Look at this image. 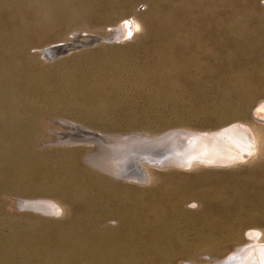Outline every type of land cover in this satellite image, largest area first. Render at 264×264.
<instances>
[{"label":"rangeland","instance_id":"rangeland-1","mask_svg":"<svg viewBox=\"0 0 264 264\" xmlns=\"http://www.w3.org/2000/svg\"><path fill=\"white\" fill-rule=\"evenodd\" d=\"M261 106L264 0H0V264H236L264 248ZM68 124L109 138L62 140ZM219 140L216 159L193 154ZM167 145L146 176L117 169Z\"/></svg>","mask_w":264,"mask_h":264},{"label":"bare ground","instance_id":"bare-ground-1","mask_svg":"<svg viewBox=\"0 0 264 264\" xmlns=\"http://www.w3.org/2000/svg\"><path fill=\"white\" fill-rule=\"evenodd\" d=\"M120 26V25H119ZM116 33V32H115ZM120 33V32H119ZM121 34V33H120ZM119 36V35H118ZM75 37V36H74ZM73 36H72V38H74ZM120 37V36H119ZM75 39V38H74ZM77 39V38H76ZM75 39V40H76ZM76 42V41H75ZM78 42V41H77ZM61 45V44H60ZM62 45L64 46V44L62 43ZM55 46H57V45H55ZM69 46H70V44H69ZM262 107V106H261ZM263 108V107H262ZM263 110H264V108H263ZM264 114V113H263ZM235 123V122H234ZM66 125V124H65ZM69 125V124H68ZM72 125V124H71ZM74 125V124H73ZM228 125V124H227ZM234 126V125H233ZM55 129V128H54ZM67 129H69V130H72L73 132L72 133H70L69 132V130L68 131H66V133L65 134H62V140L63 139H66L67 137H71L72 139L71 140H79V141H82V142H85V143H91L92 141L90 140L91 138H95V137H92L91 135L92 134H90L89 132H88V129L86 130V129H83V128H81V127H78V126H76V128H71V127H69L68 126V128ZM227 129L225 128V131H226ZM229 130V129H228ZM232 132V131H231ZM231 132H229L228 134L225 132V136L227 137V138H232L233 137V134H232V136H231ZM181 133V132H180ZM233 133V132H232ZM245 134H246V132H245ZM110 135V134H109ZM125 135V134H124ZM177 134H172V135H170V136H168L167 138H170V140L172 139V138H174V137H177V136H179V135H177ZM195 135H193V134H191V133H189V132H184V134H180V138L181 139H184L186 142H190L191 140H189V139H192L191 137H194ZM204 136V135H203ZM222 136H223V134H222ZM55 137V136H54ZM202 137V136H201ZM200 137V138H201ZM212 137V136H211ZM236 137V136H235ZM235 137H233L232 139H230L229 141H227V143L228 142H231V143H235V144H233V145H237V143H238V140H236L235 139ZM109 138V137H108ZM107 138V139H108ZM114 138H116V137H114ZM112 139L111 138V140L110 141H108L107 143H111V144H116L115 146H116V148L118 149V147L119 146H117V145H119L120 144V146H121V144H123V147H124V145H126V146H128V147H130V146H132L131 144H133L134 145V143L136 142V144L138 145V147H146V146H149V145H151V144H154V143H156V142H154V141H151L150 139H145V138H147L146 136H145V138H143V137H123V138H118V139ZM195 138V139H194ZM193 138V141L194 140H196V138H198V136L196 135L195 137ZM199 138V139H200ZM203 138V137H202ZM214 138H217V137H214ZM223 138H224V136H223ZM226 138V139H227ZM247 138V137H246ZM163 139V138H162ZM166 139V138H165ZM207 139H208V137H207ZM211 139V138H210ZM209 139V140H210ZM219 139H220V136H219ZM225 139V138H224ZM226 139H225V142L224 143H226ZM67 140H70V139H68L67 138ZM70 140V141H71ZM87 140H89V141H91V142H89V141H87ZM167 140H169V139H167ZM167 140L165 141V143L167 142ZM173 140V139H172ZM175 140H176V138H175ZM206 140V139H205ZM217 140V139H216ZM103 141V140H102ZM105 142H106V140H104ZM163 141H164V139H163ZM162 141V142H163ZM203 141H204V138H203ZM215 141V140H214ZM220 141V140H219ZM223 141V140H222ZM222 141H220V143L218 144V147H216V141H215V144H213V141H212V145H214V146H212L211 145V149L212 150H210V151H207V149L205 150V148H206V146H204L203 144H202V147H200V151H198L196 154L195 153H193L196 157H198V158H200V160H201V158L202 159H206V158H208L207 160H210V159H212V158H214V159H216L217 157H216V155H217V153H219V152H217L218 150H220L219 149V145L222 143ZM100 142V145H102L101 144V141H96V144L97 143H99ZM161 142V141H160ZM201 142V141H200ZM245 142V141H244ZM104 143V142H103ZM159 143V142H158ZM191 143V142H190ZM196 143V142H195ZM207 143H208V141H207ZM240 143V142H239ZM135 144V145H136ZM163 144V143H162ZM167 144V143H166ZM165 144V145H166ZM169 144V143H168ZM193 144H194V142H193ZM205 144V143H204ZM223 144V143H222ZM241 144V143H240ZM92 145H94V144H92ZM99 145V144H98ZM135 145H134V147H135ZM136 145V146H137ZM190 144H187V145H185V144H183V145H180V147H176L175 149H179L180 148V150L182 151V152H184V150H189L190 148L192 149V144L189 146ZM79 146V145H78ZM95 146V145H94ZM111 146V145H110ZM109 146V147H110ZM153 146L154 145H152L151 147L153 148ZM155 146H157V145H155ZM164 146V145H163ZM168 146V145H167ZM195 146H196V144H195ZM200 146V145H199ZM221 146V145H220ZM223 146V145H222ZM239 146V145H238ZM241 146V145H240ZM248 146V145H247ZM112 147V146H111ZM114 147V146H113ZM112 147V148H113ZM122 147V146H121ZM127 147V148H128ZM133 147V146H132ZM150 147V146H149ZM150 147V148H151ZM170 146H168V148H163L164 150H162V149H160L161 150V152L160 153H158V151H160V150H158V149H153L152 151H148V152H144L143 153V155H140V154H128L126 151H125V149L123 150V151H125L127 154H124L123 156L121 155V158H120V156H117L116 158L118 159V157L120 158V160H122L123 161V164L122 165H120V167L119 166H117V169L118 170H120L121 171V173L120 174H122V176H135V177H142V176H146V169L144 168V163L143 162H150V163H153V164H163V162H165V161H168V159H167V156L168 155H170L172 152H174L171 148H169ZM175 147V146H174ZM185 147V148H184ZM194 147V146H193ZM214 147H216L217 148V150H216V148H214ZM95 148V147H94ZM115 148V147H114ZM113 148V149H114ZM115 148V149H116ZM141 148H139V150H141ZM147 148V147H146ZM181 148H183V149H181ZM225 148V147H224ZM239 148H241V147H239ZM87 149V148H86ZM104 149V148H103ZM110 149V148H109ZM134 149H136V148H134ZM138 149V148H137ZM149 149V148H148ZM221 149H222V147H221ZM227 149V148H226ZM226 149H222L223 151L224 150H226ZM97 150V149H96ZM119 150V149H118ZM133 150V149H132ZM221 150V151H222ZM245 150V149H244ZM249 150V149H248ZM107 151H108V149H107ZM110 151V150H109ZM121 151H122V149H121ZM142 151V150H141ZM140 151V152H141ZM144 151V150H143ZM162 151H165V152H162ZM193 151V150H192ZM97 152V151H96ZM106 152V151H105ZM115 152H118L119 153V151H115ZM206 152H210V153H207L206 154ZM111 154L113 153L112 151L110 152ZM133 153V152H132ZM225 153V152H224ZM223 153V154H224ZM227 153H229V151L227 152ZM105 154H107V152L105 153ZM105 154H104V156H105ZM116 154V153H115ZM120 154V153H119ZM183 154V153H182ZM191 154V153H190ZM102 155V154H101ZM112 155H114V154H112ZM117 155V154H116ZM115 155V156H116ZM177 155V154H176ZM185 155V154H184ZM187 155V154H186ZM185 155V156H186ZM221 155V154H220ZM111 156V155H110ZM184 156V157H185ZM93 157V156H92ZM92 157H90V158H92ZM105 157H107V156H105ZM112 157L113 156H111V159H112ZM196 157H194V158H196ZM216 157V158H215ZM97 158V157H96ZM95 158V159H96ZM197 158V159H198ZM103 159V158H102ZM105 159V158H104ZM107 159V158H106ZM94 160V159H93ZM109 160V159H108ZM113 160V159H112ZM115 160V159H114ZM119 160V161H120ZM96 162V161H95ZM105 163H106V160L104 161ZM110 162V161H109ZM107 163L108 165L105 167H103L104 168V170H106V169H111L112 170V165H110L111 163H112V161H111V163ZM116 162V161H115ZM178 162V161H177ZM104 163V164H105ZM121 163V162H120ZM95 164V163H94ZM98 164H100V163H98ZM143 164V165H142ZM106 165V164H105ZM114 165V164H113ZM190 165V164H189ZM95 166V165H94ZM97 166V165H96ZM102 167V166H101ZM115 167H116V165H115ZM115 167H114V169L113 170H117V169H115ZM116 172V171H115ZM119 174V173H118ZM119 176V175H118ZM117 176V177H118ZM26 203V202H25ZM30 204V203H29ZM32 204V203H31ZM39 204V203H38ZM41 204V203H40ZM45 204V203H44ZM48 204V203H47ZM34 205V204H33ZM35 205H37V204H35ZM35 205H34V207H35ZM26 206V205H25ZM49 206V205H48ZM37 207V206H36ZM35 207V208H36ZM40 207V206H39ZM39 209V208H38ZM42 209V208H41ZM44 209V208H43ZM46 209V208H45ZM40 210V209H39ZM258 234V233H257ZM259 237V236H258ZM257 240H259L258 238H257ZM236 247V246H235ZM240 249V248H239ZM256 251H264V248H262L261 246H259V245H256V247H253V246H249V247H246V249H244V251H242V253H241V256L240 255H237V257H235V255L233 254V257H230L231 258V260H234V262L236 261V264H246L247 262H252V260H253V258L255 257V253H256ZM234 252V251H233ZM237 252V251H236ZM263 255V254H262ZM264 256V255H263ZM263 256H261V257H263ZM238 258V259H237ZM226 260V259H225ZM257 260V259H256ZM255 260V261H256ZM228 262V261H227ZM257 263V262H256ZM224 264V263H223Z\"/></svg>","mask_w":264,"mask_h":264},{"label":"water","instance_id":"water-1","mask_svg":"<svg viewBox=\"0 0 264 264\" xmlns=\"http://www.w3.org/2000/svg\"><path fill=\"white\" fill-rule=\"evenodd\" d=\"M112 32L115 33V31H112ZM94 41H96V42L99 41V38L94 37ZM67 48H68V46H63V45L51 46V47H48L46 49H43L41 51V54L44 57V59H46L47 61H51V60L55 59L56 57H59V56L63 55V53L67 51ZM69 127L76 128L75 125H69ZM88 132L90 134H92L91 135L92 137H95V138H91L90 139L92 142L93 141H99L101 139H106L107 138V137H102L101 135L97 134L96 132H92V131H88ZM179 132H182V130L168 131V132H166L165 134H163V135H161L159 137H151V136H147L145 134L134 133V134L122 135L119 138H123V137H143V138H145V136H146L147 138H145V139H150L151 141L155 142V141H158V140H160L162 138H167L168 136H170L172 134H178ZM184 132H186V131H184ZM70 133H72V132L70 131ZM68 139H72V138L69 137ZM87 141H89V140H87ZM91 141H89V142H91ZM106 171H109V173H111L112 175H117V173H115L111 169H109V170L106 169ZM216 264H220V262L216 263Z\"/></svg>","mask_w":264,"mask_h":264}]
</instances>
